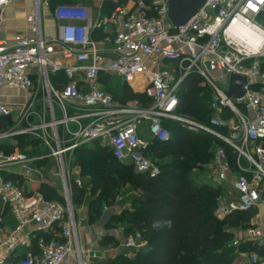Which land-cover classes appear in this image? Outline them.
<instances>
[{"label":"built area","instance_id":"2783aa9c","mask_svg":"<svg viewBox=\"0 0 264 264\" xmlns=\"http://www.w3.org/2000/svg\"><path fill=\"white\" fill-rule=\"evenodd\" d=\"M23 1L0 0V28L6 8ZM108 1L117 4L120 0ZM168 1L129 0L101 18L85 5L51 8L50 0H33L25 18L28 35L15 36L12 44L0 37V94L5 89L20 94L15 97L20 99L17 103L3 102L0 95V117L13 115L12 125L0 128V205L15 223L13 229H0V264L32 240L37 254L29 251L12 264H111L97 251L79 247L71 201L73 187H80L81 182L70 169V160L79 147L97 142L109 147L117 162L154 178L159 167L147 150L154 141L169 140L163 121H172L192 134L213 136L232 150L235 169L221 148L214 151L207 168L210 184L228 188L234 195L218 198L216 219L262 205L264 27L258 18L264 15V0H205L194 17L177 29L166 16ZM41 8L48 9L55 22L52 38L43 35ZM234 24L254 33L255 48L239 40L232 30ZM104 27H110V33L95 41L93 34ZM190 74L200 76L211 90V111L228 109L234 117L225 121L213 117L201 124L179 114L178 90ZM104 75L120 79L149 104L115 102L102 90ZM231 75L247 80L243 97L234 102L227 94ZM216 80L224 84L223 89ZM144 124L146 139L138 132ZM218 127H225L228 135L217 134ZM18 138H29L33 144L24 151L14 144L6 152L4 144ZM30 152L35 154L33 159ZM44 169L61 183L62 203L48 201L27 188ZM10 175L21 184L9 180ZM248 226L242 239L262 245L264 225L255 218ZM135 238L127 240L126 248L138 250L146 244L138 243V234ZM242 239L234 238L231 246L236 248ZM237 257L247 264H264V258L255 253L237 252Z\"/></svg>","mask_w":264,"mask_h":264},{"label":"trees","instance_id":"16d2710c","mask_svg":"<svg viewBox=\"0 0 264 264\" xmlns=\"http://www.w3.org/2000/svg\"><path fill=\"white\" fill-rule=\"evenodd\" d=\"M128 1L120 0L111 5L106 3V13L117 6H124ZM68 3L71 2L50 0L51 8ZM258 20L262 21L261 25L264 26V15ZM103 37V30L100 29L92 38L98 41ZM261 66L264 68V60L261 61ZM101 83L102 90L109 93L120 105L129 101H137L142 106L149 104L143 95L133 93L120 79L104 75L101 77ZM203 83V79L197 74L188 75L178 90V113L201 124H208L214 116V112L209 108L212 93ZM239 111L243 109L239 108ZM222 113L221 118L224 121L234 117L228 109H223ZM12 123L11 118L0 117L1 129L9 128ZM163 126L170 133L169 140L162 143L154 141L147 150L151 160L157 161L159 167V174L154 178L136 173L132 166L117 162L109 147L100 148L97 142L79 147L74 152L73 164L81 169L82 176L87 180L82 186L72 189V203L81 204L88 188L102 187L103 193H100L98 198L88 199L89 220L96 221L102 216L103 205H114L118 195L115 192L122 188L127 189L129 196L124 203L128 202L131 210L110 216L107 225L116 227L121 224L125 236L138 234L146 243L132 252V258L122 254L108 261L111 264H232L237 252L255 253L264 258V243L257 245L241 240L236 248L231 246V230L248 228L255 210L235 213L222 221L216 219L214 211L223 187L196 184L191 177V172L195 169L207 170L213 153L218 148L225 151L232 169H235L232 150L213 136L186 132L172 121H163ZM216 131L227 134L225 127H218ZM14 140H19L18 147L23 143L33 144L29 138ZM7 144L9 141L6 143L9 148ZM8 179L21 184V180L16 176L10 175ZM41 192L48 201L62 203L54 194V190L43 186ZM262 198L264 200V191ZM1 210L0 205V213ZM2 213L9 215L6 210H2ZM45 237L51 238L47 235ZM105 242L115 244L112 237H107L100 243L105 245ZM23 258L22 254L12 256L6 264Z\"/></svg>","mask_w":264,"mask_h":264},{"label":"crops","instance_id":"0c3cea01","mask_svg":"<svg viewBox=\"0 0 264 264\" xmlns=\"http://www.w3.org/2000/svg\"><path fill=\"white\" fill-rule=\"evenodd\" d=\"M69 1L71 3H74V4L85 5L91 9H93L95 11V13L99 12L101 18H102V16H106L107 14L110 13V12L106 13L105 4L106 3H107V5L113 4L112 2H109L108 0H96L97 3H95L94 5H90L89 3H91V2H89V0H87L88 2L85 1L86 3L82 2V0H69ZM32 7H33V0H24L22 3H20L18 5L8 6L6 8L5 14H4L3 24H5V26L2 25V27L0 28V37L4 38L9 44H12L15 36L28 35V32L26 31V28H25V18L31 12ZM48 14H49L48 9L41 8V20H42L43 35L45 36V38H52L56 34L55 22L53 19L50 18V16H48ZM12 19H14V20L12 21ZM15 20L19 21L18 22L19 25L22 26L21 30H19V28L21 26H18L14 30V25L16 24ZM6 24H8L9 27H8V25L6 26ZM102 30L104 33V37L108 33H110V31H111L110 27H104V28H102ZM7 94L12 95L13 99H15V97L20 96V94L18 92L10 90V89H5L4 91H2V93L0 95H7ZM16 99L18 100V102L20 101L19 98H16ZM1 100L3 102H5L4 98H1ZM11 103H17V102H11ZM145 130H146L145 124L142 125L138 130L139 136L141 138H144V139H146ZM12 143L13 142H11L7 145L13 146ZM4 146H6V144H4ZM49 164L51 166H53L52 163H49ZM69 165H70V169H72V172H74L76 174V178L80 180L81 186H82L83 182H85L87 180V178L82 176L81 169L78 166H75L73 164V156L70 160ZM36 167L39 168L41 166L36 165ZM44 170L41 171V174L38 171L39 175L35 176L36 182L27 185V188L31 189V190L38 191L41 194H43L41 192L42 187L43 186L48 187L49 189L54 190V194L56 195V197L59 200L63 201L62 187H61V183L59 182L58 178H56L54 180L55 177L52 178V176L49 173H47V170H45V171ZM193 172L202 174V176L199 177L198 181H195V179L193 178V180L196 182V184H197V182H199V184H202V183L210 184V182L208 180L209 174H208L207 170L201 171V170L195 169V170H193ZM57 185H59V186H57ZM74 187H76V186H74ZM121 195L118 198H115L113 210H109V212L106 211L107 214L104 212L105 216H101L98 220H96V221L94 220L92 222H90V220H89V207H88V200L86 198V195H85V198L81 204L74 205L72 203V210H73L76 225H77L79 247L82 250L93 249V250L97 251L99 253L101 259H103V260H112V259L116 258L118 255L124 254L128 250V248H126V243L130 237H128L126 239L123 236L124 228L121 224L116 225L117 231L114 230L113 232H111V230H107V229H109V226L107 224L109 223L110 216H112V215L117 216L125 210H131L130 204H128L129 206L128 205H122V203H121L122 196ZM43 196H44V194H43ZM57 202H59V201H57ZM59 203H61V202H59ZM104 207H105V205H103V208ZM0 217L2 219V223H0V229H2L3 227L13 229L15 223H14V221L10 215H4V213H2V210H1ZM255 218H256V222L259 221L261 224L264 225V202L262 203V205H260L255 210V215L252 219H255ZM232 230H234V229H232ZM39 234L40 233H35V235H37V236ZM107 237L108 238L112 237L113 242H115V244H113L111 242H109V243L105 242L107 244L102 245L100 243L101 240L104 241ZM34 245H35L34 240H32L30 242L29 246L19 248L17 250V255L19 256L22 254L23 256H25V254L29 251L32 252L33 254H37V250H36V247ZM235 259L236 260H234L232 264H247L245 261L240 260L238 257H236Z\"/></svg>","mask_w":264,"mask_h":264},{"label":"rangeland","instance_id":"374dc122","mask_svg":"<svg viewBox=\"0 0 264 264\" xmlns=\"http://www.w3.org/2000/svg\"><path fill=\"white\" fill-rule=\"evenodd\" d=\"M88 2L87 0H82V2ZM85 2V3H86ZM89 2H91V3H89L90 5H94L95 3H97V1L95 0H89ZM14 19H12V21H13ZM15 22H16V24L14 25V30L18 27V26H21V25H19V21L18 20H15ZM258 23L259 24H262V21H260V20H258ZM4 26H5V24H3ZM8 24H6V26H7ZM263 26V25H262ZM8 27H9V25H8ZM11 27V26H10ZM264 27V26H263ZM21 28H22V26L19 28V30H21ZM164 65H166V64H164ZM262 73L264 74V68H262ZM216 84H217V86L218 87H220V88H224V84L221 82V81H219V80H216V82H215ZM4 97V99H5V102H7V103H11V102H18V100L17 99H13V97H12V95H10V94H7V95H3ZM231 98V100L234 102L235 100H234V98L233 97H230ZM238 110H239V108H238ZM16 112H14L13 114H15ZM223 115V113L222 112H218V113H214V116L213 117H217L219 120H221V121H224L222 118H221V116ZM234 116V115H233ZM9 118H13V115L11 114L10 116H8ZM216 133L217 134H219V135H221V133L220 132H217L216 131ZM223 135V134H222ZM221 135V136H222ZM228 134H226V135H223V136H227ZM25 139H28V138H25ZM13 142H16V143H12L13 144V147L11 146V145H9L10 147L9 148H7V149H5L6 151H8V152H10L13 148H14V144L18 147L19 145H20V142H19V140H15V141H13ZM27 145H28V143H23V144H21V147H18L21 151H24L25 149H26V147H27ZM99 147L100 148H104V145L103 146H100L99 145ZM10 149V150H9ZM29 158L30 159H33L34 158V156H35V154L34 153H32V152H30L29 154ZM200 176H202V174L201 173H196V172H191V177L192 178H194L195 179V181H198L199 180V177ZM230 175L228 174V177H229ZM56 178H54V180H55ZM196 183V182H195ZM197 184H199V182H197ZM57 186H59V185H57ZM97 188V187H96ZM225 188V187H224ZM102 189V187L99 189V188H97V189H92V188H88L86 191H85V195H86V198H87V200L89 199V198H91V197H99L101 194L100 193H103V191L101 190ZM102 191V192H101ZM122 195H121V194ZM100 194V195H99ZM115 194H118L115 198H118L120 195L122 196V200H121V203H122V205H128L129 203L128 202H125L124 203V201L127 199V197L129 196V193L127 192V189H125V188H122V189H120V190H118L117 192H115ZM120 194V195H119ZM123 194H125V195H123ZM221 197H225L226 199H231V198H233L234 197V195L232 194V195H230L229 194V190H228V188H225V190L224 189H222V192H221V195H220ZM261 199H262V201L264 202V200H263V198H262V196H261ZM104 202V201H103ZM111 204V203H110ZM110 204H107L106 203V206L102 209V216H105V213H106V211L107 212H109V210H113V205H111L110 206ZM113 204V203H112ZM109 205V206H108ZM129 206V205H128ZM256 210V209H255ZM105 212V213H104ZM104 214V215H103ZM107 214V213H106ZM249 227V226H248ZM107 230H111V232H113L114 230H116L117 231V227H109V229H107ZM246 230H247V228L246 229H244V230H241V229H234V230H232L233 232H232V234H233V238L232 239H234V238H238V239H242L243 237H244V234H245V232H246ZM110 232V231H109ZM116 233V232H115ZM123 236L127 239L128 237H132L133 239H136L135 237L136 236H134V235H128V236H125L124 235V233H123ZM144 241H142L141 239H139V241H138V243H143ZM134 250H132V249H128L125 253H124V256H128L129 255V258H132L133 257V254H132V252H133ZM236 260V259H235Z\"/></svg>","mask_w":264,"mask_h":264},{"label":"water","instance_id":"95a60500","mask_svg":"<svg viewBox=\"0 0 264 264\" xmlns=\"http://www.w3.org/2000/svg\"><path fill=\"white\" fill-rule=\"evenodd\" d=\"M204 3L205 0H169L166 7V16L173 29L185 25L202 8ZM246 84V78L231 75L228 80L227 94L234 99L242 98L244 95L243 87Z\"/></svg>","mask_w":264,"mask_h":264},{"label":"bare ground","instance_id":"6f19581e","mask_svg":"<svg viewBox=\"0 0 264 264\" xmlns=\"http://www.w3.org/2000/svg\"><path fill=\"white\" fill-rule=\"evenodd\" d=\"M233 33L237 35L240 41H245L249 46L255 48L256 40L253 38L254 33H247L243 30L242 26L240 24H234L232 26Z\"/></svg>","mask_w":264,"mask_h":264}]
</instances>
